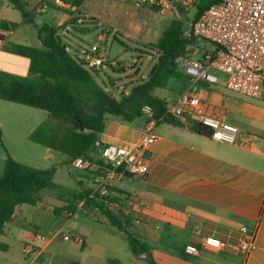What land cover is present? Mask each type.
Segmentation results:
<instances>
[{
    "label": "crops",
    "instance_id": "obj_1",
    "mask_svg": "<svg viewBox=\"0 0 264 264\" xmlns=\"http://www.w3.org/2000/svg\"><path fill=\"white\" fill-rule=\"evenodd\" d=\"M49 1L44 0L47 7L52 6ZM88 1L64 8L53 6L63 10L66 22L72 18V13H77L76 21L79 22L83 13L80 9ZM174 1L169 0V3ZM117 2L128 4L130 8L142 7L123 0H114V6ZM144 6L142 9L145 12H151L150 5ZM91 16L96 18V15ZM4 20L8 25L11 23L8 19ZM135 30L139 33L140 27L137 26ZM11 32L0 30V34L6 38L4 44L9 42L7 35ZM4 54L12 53L0 51V71L27 76L28 58L20 56L24 59L15 60ZM194 89L199 90L198 87ZM199 93L207 103L221 106L225 121L237 127L235 143L217 142L200 135L195 121L158 123L155 128L158 140L147 153L149 168L146 175H124L109 182L122 208L117 216L145 244L148 240L174 244L175 239L183 237L182 252L186 244L196 245L200 249L199 256L189 257L194 264H264V98H227L220 96L212 87L199 90ZM161 100L167 102L166 99ZM142 126V119L127 124L106 117L98 142L104 145H134L140 139ZM90 210L80 200L73 212L90 214ZM58 217L69 219L71 216L66 212L56 215L27 204L17 206L11 221L0 233V238L7 246L6 252L18 245L16 251L19 255L32 256L30 264H34L46 248L59 238V229L55 232L49 230L48 238L41 230L44 227L55 229L59 224ZM30 228L33 231H29ZM241 228L249 232L255 230L256 248L246 260L235 249L241 237ZM206 235L224 241L230 239L232 247L212 253L202 246V239ZM81 239V243L75 239L74 242L82 246V255H52L56 258L60 256L57 264L137 262L134 255H99L92 251L94 242L90 236L86 234Z\"/></svg>",
    "mask_w": 264,
    "mask_h": 264
},
{
    "label": "rangeland",
    "instance_id": "obj_2",
    "mask_svg": "<svg viewBox=\"0 0 264 264\" xmlns=\"http://www.w3.org/2000/svg\"><path fill=\"white\" fill-rule=\"evenodd\" d=\"M19 1L29 14L30 21H25L21 12L14 9L8 0H0V20L8 19L11 23L16 24L12 32L7 35V40L42 49L43 45L38 37V32L43 30L42 34L45 36L48 34L47 26H50L53 28L55 36L60 37L61 43L66 45L73 57L84 60L86 56H93L101 52L104 55L103 65L96 68L86 67V69L93 76V70H97L98 73L94 76L96 82L116 99H119L122 93H128L147 78L157 60V53L150 44L156 41L157 36L169 21L176 18L188 30L192 25L195 12L194 0H173L174 2H170L162 9L150 6L151 12H145L142 9L145 6L137 7L138 10L134 6L130 8L128 4L121 2H117L114 6V0H89L80 9L83 11L81 21H76L77 13H72V18L66 22L62 14L63 10L55 8L51 0L49 2L52 6L47 7L43 13L36 8L43 4L44 0ZM177 5L182 7V11L177 8ZM159 10H161V14H159ZM91 15H96V18ZM137 26L140 27L139 33L135 32ZM210 47L211 45H207V48ZM194 48H196L195 45ZM1 51H4V48ZM189 54H184V56L190 57ZM4 55L15 60L24 59L13 54ZM178 69L184 78L180 64H178ZM212 73L217 75L221 81L220 84L211 86L220 96L245 97L222 86L221 83L225 79L223 74L215 70ZM183 78L170 79L167 86L156 89L154 95L172 102L176 98L175 96L188 85ZM262 105L264 106V103ZM107 117L112 118V116ZM45 123L56 125L57 121L50 118L45 110L0 99V129L2 132L0 175L4 171L5 161L8 157L32 168L54 169L51 184L41 190L37 196L49 208H59L69 203L76 204L84 190L90 189L92 186V175L67 164V157L61 152L49 150L26 137L28 132L31 133L37 126ZM94 155L99 157L100 154L95 151ZM90 169L94 170V168ZM73 213L69 219L56 218L59 224L55 229L52 227L41 229L46 233L47 238L49 230L55 232L59 229L61 234L46 248V251L34 264H57L60 256L58 259L52 255H82L80 253L82 246L74 242V237L70 238L68 242L62 241V236L65 234L79 238L87 234L94 242L92 251L98 252L99 255H134L129 250L125 234L107 224L104 217L95 216L91 210L90 214L78 211ZM81 218H85V220H81ZM29 231H33V229L30 228ZM128 232L139 243H143L131 229ZM182 241L183 237L175 239L174 244L160 240H148L146 245L149 247V252L139 254L140 256L148 253V257L134 256L137 261L135 264H194L191 258L183 254ZM0 244L5 245L1 238ZM17 246L14 245L9 252L0 249V264H30L32 262V256L19 255V252L16 251ZM136 249L140 251L139 246H136ZM123 262L130 264L126 261Z\"/></svg>",
    "mask_w": 264,
    "mask_h": 264
},
{
    "label": "trees",
    "instance_id": "obj_3",
    "mask_svg": "<svg viewBox=\"0 0 264 264\" xmlns=\"http://www.w3.org/2000/svg\"><path fill=\"white\" fill-rule=\"evenodd\" d=\"M8 1L14 9L21 12L25 21H30L29 14L19 0ZM220 1L194 0L195 12L191 24L210 6ZM177 8L182 11L180 5ZM15 27L14 23L8 25L0 20V30L3 32H9ZM190 30L191 26L186 30L180 20L171 19L156 41L150 44L157 53V60L149 75L128 93H122L119 99L96 82L94 76L98 73L97 70H93V76L86 69L83 60L73 57L66 45L56 41L54 30L50 26H47V35L43 36V30L38 32L42 49L12 42H5L3 47L6 52L28 58L29 68L25 77L0 71V99L45 110L50 118L57 121L56 125L45 123L37 126L28 138L49 150L61 152L67 157L66 163L71 166L76 159L89 163L83 170L92 175V186L84 190L80 200L89 209L98 208L107 224L123 232L129 250L137 257L142 252H149V247L145 243H139L128 232L121 217L107 209L103 199L89 197L95 176L106 172L102 160L95 157L96 150L93 151L92 148L98 142V135L104 130L107 116L132 124L142 119L140 112L144 104L153 108L155 118L161 116L166 101L156 97L154 91L165 88L172 78H183L176 61L178 57L190 53V57L200 58L196 37L192 33L188 37L184 35L185 31ZM0 39L6 38L0 34ZM202 86L211 89L210 85ZM79 125L84 131H78ZM199 134L208 136L209 130L200 128ZM1 138L0 129V141ZM53 172L54 169L40 170L18 163L10 157L6 159L4 171L0 175V233L11 221L15 208L22 204L39 207L56 215L75 210V203L49 208L37 196L51 184ZM136 246L140 247V251H137ZM6 248V245L0 244V249Z\"/></svg>",
    "mask_w": 264,
    "mask_h": 264
},
{
    "label": "built area",
    "instance_id": "obj_4",
    "mask_svg": "<svg viewBox=\"0 0 264 264\" xmlns=\"http://www.w3.org/2000/svg\"><path fill=\"white\" fill-rule=\"evenodd\" d=\"M86 0H51L58 8L74 5ZM130 1L137 6L166 7L169 0H123ZM187 1V0H186ZM46 4L36 9L45 12ZM193 34L197 39V50L200 58L181 55L177 64L183 69V74L189 85L172 102H166L160 117H154L153 108L144 104L141 108L143 126L141 136L134 145L101 144L96 142L95 150L98 159L102 160L105 173L98 174L93 179V189L89 197L103 199L113 214L119 215L122 210L117 195L112 192L110 181L119 176L129 175L142 177L148 172L147 153L157 142L155 128L163 121L187 122L195 121L199 129L209 130L208 138L217 142L234 144L238 129L224 119L221 106L211 105L201 98L199 90L205 85H218L220 79L212 73L213 70L225 76L222 85L235 93L254 98H264V0H221L205 10L191 25L190 31L184 35ZM207 45H211L207 48ZM4 40L0 39V51ZM84 65L87 68L100 67L104 63V55L99 52L93 56H86ZM194 87H198L196 91ZM88 162L76 159L74 168H87ZM112 198L113 200H108ZM95 216H101L98 208H92ZM72 215L74 213H67ZM241 237L235 249L246 260L255 250V230L240 229ZM81 243L82 239L74 235H63V240L73 238ZM230 239L224 241L213 235H206L202 239L204 249L218 253L232 247ZM186 257H197L200 249L196 245L186 244L183 247Z\"/></svg>",
    "mask_w": 264,
    "mask_h": 264
},
{
    "label": "water",
    "instance_id": "obj_5",
    "mask_svg": "<svg viewBox=\"0 0 264 264\" xmlns=\"http://www.w3.org/2000/svg\"><path fill=\"white\" fill-rule=\"evenodd\" d=\"M51 26H53L52 24H50ZM55 39L58 43H61L60 37L59 36H55ZM64 46V45H63ZM78 131L82 132L84 131L83 127L81 125H79L78 127ZM92 150H95V146L92 148ZM148 257V253H144V255H140L139 258H147Z\"/></svg>",
    "mask_w": 264,
    "mask_h": 264
}]
</instances>
